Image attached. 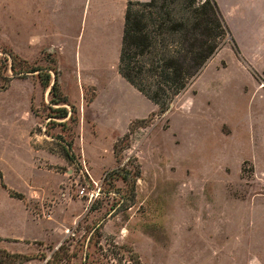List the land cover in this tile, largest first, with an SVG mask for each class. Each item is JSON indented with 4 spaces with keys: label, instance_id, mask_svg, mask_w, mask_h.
Segmentation results:
<instances>
[{
    "label": "rangeland",
    "instance_id": "rangeland-1",
    "mask_svg": "<svg viewBox=\"0 0 264 264\" xmlns=\"http://www.w3.org/2000/svg\"><path fill=\"white\" fill-rule=\"evenodd\" d=\"M35 2L0 0V262L52 264L64 245L62 264H264V49L249 59L227 23L239 49L226 42L168 110L109 114L101 88L67 69L71 48L63 65L46 48L55 25ZM96 2L56 9L80 34L79 64L120 58L122 6L96 23ZM55 79L68 104L54 103Z\"/></svg>",
    "mask_w": 264,
    "mask_h": 264
},
{
    "label": "trees",
    "instance_id": "trees-1",
    "mask_svg": "<svg viewBox=\"0 0 264 264\" xmlns=\"http://www.w3.org/2000/svg\"><path fill=\"white\" fill-rule=\"evenodd\" d=\"M231 41L237 44L216 0H129L119 71L162 111L168 110L202 73L210 59ZM40 68L34 69L35 72ZM51 80V79H50ZM47 86L50 82L45 83ZM56 104H68L58 79L51 86ZM67 117L66 107H60ZM116 247L125 250V246ZM64 245L52 255L62 264ZM131 252V250H129ZM133 252V251H132ZM28 258L15 254L12 258ZM120 264H141L137 255ZM134 262V263H133ZM0 264H5L0 262Z\"/></svg>",
    "mask_w": 264,
    "mask_h": 264
},
{
    "label": "crops",
    "instance_id": "crops-1",
    "mask_svg": "<svg viewBox=\"0 0 264 264\" xmlns=\"http://www.w3.org/2000/svg\"><path fill=\"white\" fill-rule=\"evenodd\" d=\"M60 0H41L42 8H46L48 6V13L50 12L51 20L54 23V30L51 33L46 32L44 29L41 31V37L43 39H48V46L46 48L50 50H54L58 55L59 65H63L64 60L63 55L66 51L70 49V55H74L76 58V62L74 65H69L67 67L68 70L73 72L81 73V83L83 82L87 85H94L101 88L102 92L99 91L97 95V99H101V97H106V101L108 102V111L109 114H147L150 113L151 108L148 112H141V100L148 101L151 103L152 101L147 100L148 98L141 93L134 85H132L127 79H125L120 71H119V63L120 58L117 61L110 60L105 64L92 65V62H85L83 58H81V64L77 59L78 57V46L80 45V34L77 36V40L74 43L75 36L72 33L64 34L62 29H59V21L56 19L57 6ZM96 6L98 8H102L103 11L100 14V17L95 15L94 22L105 23H114L115 22V13H113L112 9H108V7H119L122 6L121 11L119 10V14H121L122 19L125 17L128 0H96ZM227 23L231 27L234 32L235 38L238 41L239 47L242 53L247 56L249 59V52L247 48H261L264 49V0H216ZM34 3L37 4V2ZM33 5V0H26V11L28 13L30 7ZM46 10V9H45ZM21 29V28H20ZM30 30V22L27 19L26 24V44L29 46H37L34 35L29 36ZM106 32L105 34H107ZM238 33V35H237ZM107 37V36H106ZM122 34L120 32V40ZM42 47V46H41ZM43 48V47H42ZM257 50V49H255ZM259 51V50H258ZM257 52V51H255ZM121 55V53H120ZM90 56V55H89ZM105 56V55H104ZM88 59V57H87ZM63 63V64H62ZM80 65V66H79ZM96 71L101 72V76L96 75H88L84 76L85 71ZM84 78V81H83ZM86 80V81H85ZM146 97V98H145ZM151 105V104H150ZM111 111V112H110ZM141 117V115H137L135 118Z\"/></svg>",
    "mask_w": 264,
    "mask_h": 264
}]
</instances>
